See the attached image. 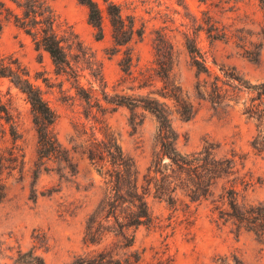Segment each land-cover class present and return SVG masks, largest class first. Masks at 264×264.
Segmentation results:
<instances>
[{"label":"rangeland","instance_id":"obj_1","mask_svg":"<svg viewBox=\"0 0 264 264\" xmlns=\"http://www.w3.org/2000/svg\"><path fill=\"white\" fill-rule=\"evenodd\" d=\"M47 1L55 12L60 35L83 42V54L74 60L80 83L91 90V67L102 73L103 82H95L93 89L102 104L95 99L87 103L73 78L56 72L49 52L37 48L33 36L12 18L0 14V54L17 59L41 87L58 114L53 130L71 150L77 169L72 173L54 157L45 158L43 164L38 162L39 137L31 102L10 77H1L0 99L10 108L13 119L8 122L0 116V152L5 156L15 154L17 159L14 168H4L1 181L0 247L4 260L12 262L11 256L19 248H33L44 257L45 264H65L77 253L106 249L119 252L123 264H130L124 260L126 256L131 257L132 264H264V242L253 231L226 221L218 210L222 194L233 184L240 200L264 201V151L252 146L257 125L244 112L253 93L242 91L219 110L211 102L200 100L195 91L200 76L187 46L192 39L202 50L212 71L211 79L215 74L224 76V67L236 68L252 83L263 81L264 10L258 0H118L127 12L136 9L139 24L146 21L144 36H135L130 43L133 74L126 73L120 64L127 45L114 44L107 18L105 36L97 39L88 8L79 0ZM156 29L165 31L174 44L171 77L198 107L192 118L184 119L173 101L161 96L171 106L172 123L180 134L178 148L190 153L213 144L218 156L232 157L236 153L237 172L230 179H217L207 197L195 200L182 187L176 190L174 201L155 196L152 189L147 199L153 221L136 228L134 243L129 247L122 248L113 234L89 242L85 238L86 220L101 201L105 178L83 150L104 138L106 132L113 134L124 152L136 160L144 182L152 157L160 149L158 121L153 113L139 108L137 120L143 121L133 125L130 108L119 105L106 110L103 94V89L111 95H127L156 91L162 86L156 77V85L139 89V78L132 76L140 75L141 70L155 72ZM212 33L220 36L212 37ZM205 76L203 72L201 78ZM12 131L17 133L15 137ZM37 166L39 171L35 173ZM242 179L249 182L242 183Z\"/></svg>","mask_w":264,"mask_h":264},{"label":"trees","instance_id":"obj_2","mask_svg":"<svg viewBox=\"0 0 264 264\" xmlns=\"http://www.w3.org/2000/svg\"><path fill=\"white\" fill-rule=\"evenodd\" d=\"M88 8L89 22L96 29V38L105 36L104 20L107 18L111 25L112 37L116 46L127 45L126 55L120 61L126 73L133 74L134 55L130 46L135 36L142 37L146 31V21L138 23L136 9L126 11L124 3L118 0H79ZM9 2H12L10 4ZM264 10V0H258ZM0 14L12 18L16 25L33 36L39 49L49 52L56 72L72 77L76 82L78 93L87 103L100 98L95 94V82H103L101 72L91 67L93 77L92 89H87L80 83V71L74 63L83 54L84 45L78 39H64L55 26L56 15L47 0H0ZM215 28L212 27L210 30ZM220 33H212L218 38ZM66 40V41H65ZM67 43V44H66ZM156 49V65L154 73L141 70L140 75H132L138 79L137 88L143 89L157 84V80L163 82L162 86L147 92L111 95L103 89L104 100L108 108L115 109L119 105H126L131 110L130 121L137 125L143 119L137 120L141 114L139 108L149 110L158 121V138L160 149L152 157L145 174L144 182L140 180V170L134 157L126 154L118 142L116 136L105 133L102 139H96L83 150L99 173L105 180L104 192L98 206L86 220L85 238L89 242H99L108 235H115L122 248L134 243L135 230L141 224H149L153 221L148 194L154 189V195L174 201L178 187L187 190L192 200L207 197L215 181L219 178L231 176L237 172L236 153L232 157L218 156L214 151V145H204L203 148L193 152H182L178 146L179 132L172 123L170 104L161 96L171 99L176 110L184 119H190L198 110L195 102L184 93L181 85L171 77L174 66L175 49L168 34L162 29H156L154 37ZM189 51L194 55V64L200 76L195 85L196 95L200 100L212 103L216 109L229 105L230 98L242 91L252 92L249 104L244 112L248 117L256 121L257 132L251 143L260 152L264 151V80L252 83L246 79L236 68H224V76L215 74L211 79L212 71L207 64V57L192 39L187 42ZM73 49L76 52H71ZM88 52L85 53V56ZM74 56V58H73ZM77 56V58H76ZM205 72L206 76L201 78ZM10 77L12 81L27 94L32 105L34 123L38 132V155L41 164L45 158L54 157L69 168L72 173L77 172L71 150L63 145L53 130L52 124L57 120L58 114L44 97L42 89L34 83L29 72L17 59L0 54V78ZM156 77L158 79H156ZM135 89L136 86L132 85ZM157 92V94L155 93ZM0 116L10 122L13 119L8 105L0 99ZM13 136L16 132L12 131ZM13 156H5L0 152V194H2L3 170L13 167ZM36 162V165H38ZM40 167V166H39ZM35 168L37 171L38 168ZM41 171V170H40ZM170 171V172H168ZM230 179V178H229ZM234 179H237L235 177ZM237 181V180H236ZM240 182H249L242 179ZM231 185L222 194V205L218 206L220 216L226 221L232 220L239 229L244 227L253 231L264 242V201L240 200L238 189ZM226 204V205H225ZM119 252L106 249H93L77 253L72 260L65 264H123V258ZM131 255L133 253H130ZM123 255V253H122ZM4 249L0 247V264H45V259L33 248L22 250L11 256L12 262L4 260ZM138 259V256L135 255ZM131 263L130 256L124 257Z\"/></svg>","mask_w":264,"mask_h":264}]
</instances>
